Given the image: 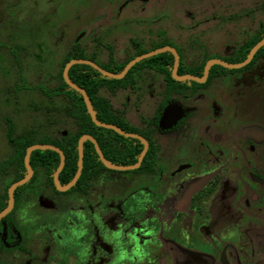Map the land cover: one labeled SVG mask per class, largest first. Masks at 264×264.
I'll use <instances>...</instances> for the list:
<instances>
[{"label":"flooded vegetation","instance_id":"af4514ba","mask_svg":"<svg viewBox=\"0 0 264 264\" xmlns=\"http://www.w3.org/2000/svg\"><path fill=\"white\" fill-rule=\"evenodd\" d=\"M137 1L144 8L124 11L132 0L122 2L114 14L113 8L120 2L115 0L101 20L92 16L93 5L85 12L91 14L81 20L76 16L78 23L72 30L81 29V35L90 32L94 50L88 53L82 40L74 39L52 78L57 84L51 87L42 83L28 86L17 55L24 48L11 49L20 82L14 92L32 91L38 101L31 102L33 115L20 132L12 117L17 111L0 115L6 144L0 165L13 157L20 139L35 141L26 148L25 170L15 164L0 170V264H264V117L256 124L245 121L241 128L242 119L236 118L228 103L223 110L214 106L215 91L236 75L254 71L258 79L264 78V43L250 58L264 40V0ZM77 44L86 57L81 60L116 75L141 58L121 78L103 75L87 64H75L90 66L106 79L127 78L113 90L101 92L110 100L120 125L101 121L94 112L100 122L138 137L98 126L88 112L95 126L121 138L111 140L100 131H96L98 137L81 135L78 169L63 182L60 175L66 155L53 142L75 127L60 105L66 102L61 92L73 89L64 80V69L80 58L71 59L64 67L63 61ZM168 49L177 54L176 70L175 55ZM162 54H170L172 61L160 58L148 62ZM37 58L42 61L41 54ZM138 64L141 66L133 69ZM120 66L123 68L118 70ZM162 66L167 73L159 69ZM60 74L67 88L61 87ZM13 102L17 103L16 99ZM249 126H259L261 134L250 135ZM84 135L95 142H83L81 174L66 189L79 170L78 146ZM45 140L49 142H41ZM85 142H89V169L79 186ZM110 142L119 146L118 152L110 151ZM96 144L117 169L103 163ZM34 145L63 151L60 187L55 182L59 153L34 150L32 153L56 152L59 165L49 175L32 166L31 153L32 175L14 189L13 206L8 211L10 188L28 176L25 157ZM216 205L225 207L233 220L226 231L237 234L218 233L212 224Z\"/></svg>","mask_w":264,"mask_h":264},{"label":"rangeland","instance_id":"374dc122","mask_svg":"<svg viewBox=\"0 0 264 264\" xmlns=\"http://www.w3.org/2000/svg\"><path fill=\"white\" fill-rule=\"evenodd\" d=\"M115 0H0V44H4V48H0V115H13L17 122V132L25 128L32 117L31 102L37 103L38 98L32 95V91L21 90L14 92L18 80L16 79V65L11 49L21 46L24 49L18 50V57L21 60L23 74L25 75L28 86H36L44 84L53 86L57 84L56 80H52L59 72V63L66 56L70 43L79 37L83 45L87 46V52L91 53L94 44L90 42L88 36L90 32L80 34L82 31L73 29L76 16L86 17L87 10L94 11L92 16H98L97 20L105 17L108 9L113 6ZM132 0H120L114 8V14L119 6L125 2ZM133 3L127 5L124 11L140 10L144 6L139 4L140 1L133 0ZM264 3V1H263ZM251 5V4H250ZM253 7L256 5L252 3ZM110 6V8H108ZM264 18V17H263ZM106 24V20L102 21ZM99 21V23H102ZM101 32V31H100ZM99 34H93V37ZM122 47V46H121ZM43 52V54H42ZM41 54V60L38 62L37 55ZM104 63L103 61H99ZM7 70V71H6ZM12 71V72H10ZM154 79L158 82L159 75L155 74ZM158 79V80H157ZM54 82V83H53ZM158 86L162 84L158 82ZM149 90H154L153 85L149 84ZM40 94V93H39ZM38 94V95H39ZM37 95V97H38ZM214 103L217 110H223L224 104L228 103L230 110H233L237 119H242L240 127L246 126L245 121L252 124L259 122L264 117V78H257L254 71L245 72L236 75L231 81L226 83L225 87L215 91ZM16 99L17 103L13 100ZM149 110V109H147ZM35 114V113H34ZM246 122V123H247ZM0 120V129H3ZM250 135L261 134L262 129L259 126H249ZM221 134V132H218ZM5 135L0 130V155L5 151ZM7 151V150H6ZM9 154V149L8 153ZM127 179L128 176H122ZM229 203V200L227 201ZM221 205L212 208V224L222 235H234L235 232H227L230 221L233 220L227 216L228 212H224ZM228 217V218H227ZM225 232H227L225 234ZM252 234V233H251ZM97 237V236H96ZM239 244V243H238ZM241 249H234V251ZM189 255L197 258V254ZM142 264V263H141Z\"/></svg>","mask_w":264,"mask_h":264},{"label":"trees","instance_id":"16d2710c","mask_svg":"<svg viewBox=\"0 0 264 264\" xmlns=\"http://www.w3.org/2000/svg\"><path fill=\"white\" fill-rule=\"evenodd\" d=\"M75 58H86L83 54V51L80 47V45H75L73 50L70 51L63 61V67L64 65L70 61L71 59ZM170 59L172 61V56L170 54H162L157 57H154L150 59L148 62L157 60V59ZM141 64H138L133 69H137ZM62 67V68H63ZM123 66H120L118 70H121ZM107 69H109L107 67ZM161 71L167 73V69L165 66H162L159 68ZM112 70V69H111ZM133 71H131L132 73ZM130 73V74H131ZM62 74V73H61ZM61 77V87L67 88V85L63 81L62 75ZM70 78L77 83L79 86L83 87L86 92L88 93V96L91 100L93 109L97 113V117L99 120L107 122V123H113L120 125V122L117 120L118 116L116 111L113 109L110 100L103 96L101 94L102 89L108 88L112 89L113 86L123 83L127 80L125 78L124 80H112V79H106L102 77L96 70L91 68L87 65H74L69 72ZM113 90V89H112ZM61 95L65 97L66 102H62L60 105V110L62 113L70 116L73 121L75 127L69 132L66 136H61L57 140L53 142L56 146L60 147L65 155H66V164L61 172L60 180L63 182H68L76 173L78 169V152H77V144L78 140L81 135L83 134H92L96 135V131L105 132L108 134L109 139H116L121 138L118 135L113 134V132L109 129L100 128L95 126V124L92 122L88 111L86 104L84 102L83 96L76 90L71 89L70 91H62ZM97 136V135H96ZM98 137V136H97ZM99 138H101L99 136ZM42 143L49 142L47 140L41 141ZM35 141L27 138H22L18 142V146L15 148V154L13 157L5 164L0 165V170L4 169L5 166L10 164H15L18 166L17 168L20 170H25L24 168V155L26 148L32 144H34ZM114 143V142H113ZM112 142H110V151L115 153L118 152L119 146L116 144L114 147L111 145ZM89 145V142L84 143V149H85V156H84V169L82 176L79 180L78 185L82 186L84 183V180L86 178V172L89 169L88 168V150L87 147ZM115 151V152H114ZM96 163H100L95 161ZM31 164L32 166L37 169L40 167V169L45 170L50 174H52L55 169L59 165V155L54 151H35L31 155ZM51 180V177H50Z\"/></svg>","mask_w":264,"mask_h":264},{"label":"water","instance_id":"95a60500","mask_svg":"<svg viewBox=\"0 0 264 264\" xmlns=\"http://www.w3.org/2000/svg\"><path fill=\"white\" fill-rule=\"evenodd\" d=\"M264 43V40L258 44L256 46V48L253 49L251 55H250V58L252 57L253 53L255 52L256 49H258L262 44ZM170 51L173 52V54L175 55V58H176V63H175V70L178 66V57H177V54L174 50L172 49H168ZM157 52H154L153 54H155ZM151 55V54H150ZM149 56V55H148ZM139 59L141 58H138L134 61H132L131 63L128 64V66L124 69V71L121 73V74H112L104 69H102L101 67H99L98 65H96L95 63L91 62V61H87V60H81V59H76V60H72L70 61L65 69H64V73H63V76H64V80L65 82L69 85L70 88H73L75 90H77L78 92H80L84 98V102L86 104V107H87V110L93 120V122L98 125V126H101V127H105V128H110V129H113L115 130L116 132L120 133V134H123V135H126V136H132V137H138V136H135V135H131V134H127L125 133L124 131L120 130L119 128H117L116 126L114 125H110V124H106V123H102L100 122L99 120L96 119V115H95V112H94V109H93V106H92V103H91V100L87 94V92L85 91V89H83L82 87H80L79 85H77L76 83H74L73 81L70 80L69 76H68V72H69V69L71 68V66L75 65V64H87V65H90L92 66L93 68H95L96 70H98L100 73H102L103 75H106V76H109V77H112V78H121L125 75V73L130 69V67L135 63L137 62ZM210 64L208 65V67L206 68V70H208ZM174 70V72H175ZM85 140H91L93 142H95L94 138H92L91 136L89 135H84L81 137L80 141H79V146H78V150H79V170L77 172V175L76 177L74 178V180L69 184L67 185L65 188L68 189L70 188L72 185L75 184V182L77 181V179L79 178L80 174H81V171H82V167H83V142ZM96 147H97V150H98V153L100 155V158L101 160L103 161V163L109 167V168H112V169H117V167L111 165L103 156L102 152L100 151L98 145L96 144ZM37 149H41V150H47V149H50V150H54L56 152L59 153L60 155V166L58 168V170L56 171V174H55V182L57 184L58 187H60V183H59V180H58V175L60 173V171L62 170L63 166H64V162H65V156H64V153L61 149L57 148V147H54V146H50V145H34V146H31L27 149V152H26V157H25V164H26V167H27V170H28V176L15 183L11 188H10V203H9V208H8V211L12 208L13 206V192H14V189L22 184H24L25 182H27L31 175H32V168L30 166V155L32 153V151L34 150H37ZM142 159V158H141ZM140 159V161H141ZM138 165V164H137Z\"/></svg>","mask_w":264,"mask_h":264}]
</instances>
